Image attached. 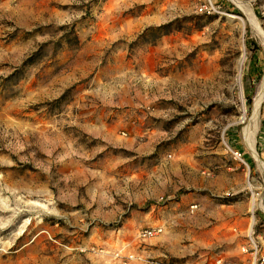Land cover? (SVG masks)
<instances>
[{
    "label": "rangeland",
    "instance_id": "rangeland-1",
    "mask_svg": "<svg viewBox=\"0 0 264 264\" xmlns=\"http://www.w3.org/2000/svg\"><path fill=\"white\" fill-rule=\"evenodd\" d=\"M235 1L0 0V264L245 259L264 0Z\"/></svg>",
    "mask_w": 264,
    "mask_h": 264
},
{
    "label": "built area",
    "instance_id": "built-area-1",
    "mask_svg": "<svg viewBox=\"0 0 264 264\" xmlns=\"http://www.w3.org/2000/svg\"><path fill=\"white\" fill-rule=\"evenodd\" d=\"M235 154L242 162V164H244L249 169L248 164L241 157V154L238 152H235ZM191 208H194V206H192ZM259 227L264 229L263 207H261V214L259 216L256 215L255 208L251 210L250 223L248 225L246 233V242L241 246V252L245 255V259L237 263H230L218 257L215 259L214 264H264V230H259ZM159 231L160 227L153 229L144 228L138 232V236L141 239H145L153 236ZM121 257L132 258L133 254L121 255Z\"/></svg>",
    "mask_w": 264,
    "mask_h": 264
},
{
    "label": "bare ground",
    "instance_id": "bare-ground-1",
    "mask_svg": "<svg viewBox=\"0 0 264 264\" xmlns=\"http://www.w3.org/2000/svg\"><path fill=\"white\" fill-rule=\"evenodd\" d=\"M233 1H235V0H233ZM235 2H237V1H235ZM254 21H256V20H254ZM251 22H252L253 27H255L258 30L259 35L262 36L263 34L261 33V29L259 30L258 27H257L258 24L254 23L252 20H251ZM243 61L244 60H243V57H242L241 60L239 61V64H238V70H240V67H241ZM238 82H239V76H238ZM263 101H264V78H263V80H262V82H261V84L259 86L258 92H257L256 97H255V101H254L255 102V108H254L253 116L250 119V121H249L250 123L248 124V126L245 127L246 130L244 132L245 136H246V140L249 143L248 144L249 145V149L253 153V155H254V157H255V159H256V161H257V163H258V165L260 167H264V163L259 158L257 152L254 149V142H255V137H256V134H257V125H258L260 109H261ZM261 207L264 208V206L262 204H261Z\"/></svg>",
    "mask_w": 264,
    "mask_h": 264
},
{
    "label": "trees",
    "instance_id": "trees-1",
    "mask_svg": "<svg viewBox=\"0 0 264 264\" xmlns=\"http://www.w3.org/2000/svg\"><path fill=\"white\" fill-rule=\"evenodd\" d=\"M254 49L255 50H260V47H258V46H254ZM255 89V87L253 88V90ZM251 99H252V97L251 96H248L247 97V105H248V109H249V112H250V104H251ZM251 110H252V104H251Z\"/></svg>",
    "mask_w": 264,
    "mask_h": 264
}]
</instances>
